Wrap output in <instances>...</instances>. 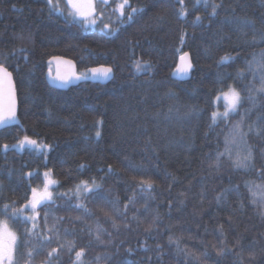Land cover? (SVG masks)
Here are the masks:
<instances>
[{
    "label": "trees",
    "instance_id": "1",
    "mask_svg": "<svg viewBox=\"0 0 264 264\" xmlns=\"http://www.w3.org/2000/svg\"><path fill=\"white\" fill-rule=\"evenodd\" d=\"M126 1L103 27L74 16L80 0H0L21 124L0 129L15 264H264V0ZM184 52L193 69L178 80ZM56 55L113 77L52 87ZM229 87L241 103L213 123Z\"/></svg>",
    "mask_w": 264,
    "mask_h": 264
},
{
    "label": "water",
    "instance_id": "2",
    "mask_svg": "<svg viewBox=\"0 0 264 264\" xmlns=\"http://www.w3.org/2000/svg\"><path fill=\"white\" fill-rule=\"evenodd\" d=\"M184 53H188V52H184ZM184 53H182L179 56L177 65L172 72V76L180 80L188 79L190 76V72L193 69V64L189 53L184 60H181V57L183 56ZM47 62L51 64L52 68L46 71V75H45L46 80L50 86L60 89H66L72 85H77L82 81L106 83L113 77V68L110 66L98 65V66L89 67L87 69L86 74H80L77 72L75 61L68 57L60 56V55L51 56L48 58ZM189 62L192 65L191 69H189L187 72L180 71V69L185 67ZM0 67H3L4 69H6L7 72L11 73L10 83L0 78V129H2L11 125H16V124L20 125V120L17 114L18 101H17L16 87L13 79V74L5 66L0 65ZM93 69H95L96 71L94 72ZM106 69H110L111 71L105 74ZM9 89L12 90L13 99L15 101L14 117H10L6 110L7 96Z\"/></svg>",
    "mask_w": 264,
    "mask_h": 264
},
{
    "label": "snow or ice",
    "instance_id": "3",
    "mask_svg": "<svg viewBox=\"0 0 264 264\" xmlns=\"http://www.w3.org/2000/svg\"><path fill=\"white\" fill-rule=\"evenodd\" d=\"M215 7L213 8V14H215ZM135 11V10H134ZM197 19H199V17H197ZM188 56V53H184L183 56L181 57V60H184L185 57ZM231 59V57L225 56L221 58V64L226 63L227 61H229ZM192 65L189 62L185 67L181 68L180 71L183 72H187L189 69H191ZM137 70H140V63L137 62ZM93 71L95 72L96 70L93 69ZM111 71L110 69H106L105 70V74H107V72ZM0 78H2V80L4 81H8L10 83V78H11V73L7 72L6 69H4L3 67H0ZM219 99V97H218ZM224 99L226 101V110L224 113H217V112H213L212 113V119H213V123H215L216 119L219 118V116H223L224 118H227L230 113H233L236 111L237 107L240 105L241 103V95L238 91H236L235 89L229 87V90L227 93H224ZM7 112L8 115L10 117H14L15 116V101L13 99V94H12V90L9 89L8 91V96H7ZM100 133L97 132V136H99ZM27 142L30 145H35L36 141L34 140H29L27 137L24 138V141H21L20 144L21 146ZM5 148H7L8 146L5 145ZM249 159V157H245L243 160L238 161V164H243L246 163L247 160ZM45 175H47V173H45ZM54 183V182H53ZM86 183V182H85ZM47 184H46V188H47ZM147 187L149 189H151L152 185L149 183L147 185ZM87 191H92L93 189H86ZM37 195V190L33 189V201L31 202V207L33 210L36 209L37 204L40 203V200L35 199ZM44 198H50V195L45 193L43 196H41V199ZM7 207V206H5ZM15 215V213L13 214ZM27 219H32L34 220V217H28ZM17 246V236L14 232H11L8 227H7V223L6 222H2L0 223V264H15V259H14V251L15 248ZM56 252V249L52 250V253H49V256H52L53 253ZM30 255V253H29ZM83 256V250L79 251L76 253V257H77V261L79 262V259Z\"/></svg>",
    "mask_w": 264,
    "mask_h": 264
},
{
    "label": "rangeland",
    "instance_id": "4",
    "mask_svg": "<svg viewBox=\"0 0 264 264\" xmlns=\"http://www.w3.org/2000/svg\"><path fill=\"white\" fill-rule=\"evenodd\" d=\"M70 1V3L72 4V6L77 4V0H67ZM103 4L104 2H107V0H83V5L79 6L76 10H74V16L80 18V20H84L87 21L88 19L94 18V16L99 17L98 21H95L94 23H100L101 26L105 27L106 25H110L111 23L113 24V21L115 19H122V16L125 14L126 10H127V1L126 0H114L112 4L110 5H103L101 7V12L99 13V15H96L97 13H95L94 9L98 10V5L97 3ZM134 9H132V11H134ZM232 88V87H231ZM234 89V88H233ZM229 90V89H228ZM228 90L224 91L223 93H221L218 97V104H221L220 108H218V106L216 107V109L214 110V112L217 113H224L226 110V101L224 99V93H227ZM222 116V115H221ZM220 117V116H219ZM52 183H47V188L44 186L43 188L39 189L37 191V195L35 197V199L40 200L41 196H43L45 193H52ZM92 185H88V184H84V185H79L78 188L76 189L77 192H83V191H87L86 189H90ZM49 193V194H50ZM34 197H32V199H30L28 201V203L24 206L25 209L29 212L32 209L31 207V202L33 201ZM2 222H6L4 220H0V223ZM7 223V222H6ZM7 227L11 232H15V230L7 223ZM17 236V234H16ZM14 259H15V251H14Z\"/></svg>",
    "mask_w": 264,
    "mask_h": 264
},
{
    "label": "bare ground",
    "instance_id": "5",
    "mask_svg": "<svg viewBox=\"0 0 264 264\" xmlns=\"http://www.w3.org/2000/svg\"><path fill=\"white\" fill-rule=\"evenodd\" d=\"M45 75H46V73H45ZM171 76H172V73H171ZM173 77V76H172ZM190 77V76H189ZM175 78V77H174ZM178 80H180V79H178ZM186 80V79H185Z\"/></svg>",
    "mask_w": 264,
    "mask_h": 264
}]
</instances>
